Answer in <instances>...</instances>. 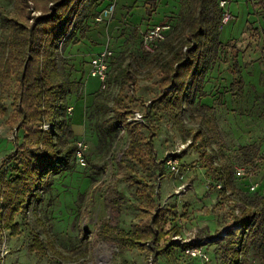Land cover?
<instances>
[{
	"label": "rangeland",
	"instance_id": "1",
	"mask_svg": "<svg viewBox=\"0 0 264 264\" xmlns=\"http://www.w3.org/2000/svg\"><path fill=\"white\" fill-rule=\"evenodd\" d=\"M261 1L226 0L230 20L221 24L218 39L229 47L225 49L226 54L220 53L218 60L207 68L201 91L193 102L196 110L200 105L209 107L205 117L210 123L206 125L186 111L181 116L184 127L193 133L199 132L200 139L192 145L191 138L180 134L170 117L161 112L150 114L156 132L154 160L162 163L163 175L150 167L147 179L155 187L154 200L169 217L166 230L174 226L179 234L171 239L170 250L156 258L141 249L126 251L124 259L128 264H222L215 255L214 242L225 238L228 230L238 229L239 224H232L231 214L241 215L242 203L253 205L262 193L264 118L260 114L264 111V6ZM108 4L115 6L112 16L96 23V12ZM187 5L188 0H105L90 8L89 2L85 4L76 19L79 24L71 42L60 53L67 63L65 71L72 72L73 83L66 99V107L71 110L66 112L64 134L69 144L59 147L63 152L73 143H83L85 165L80 166L75 157L64 159L57 164L60 171L52 169L43 178L41 199L31 204L25 214L16 216L20 235L12 237L8 231H0V239L8 247L3 264L122 263L121 257L115 254V245L98 237V225L106 220L110 227L118 224L122 230L129 231L145 219L142 208L148 207L141 205L135 194L137 185L122 180L125 168L120 160L127 148V133L109 121L111 112L97 111L92 106L98 94L108 96L106 102L110 105L118 85L112 82L108 90H101L99 83L88 76V62L108 42L115 57L111 65L121 59L123 64L131 65L138 79L132 90L134 96L148 105L157 93L158 74L153 66L146 65L153 53L141 44V34L162 23L178 27ZM11 9L12 0H0L3 16H8ZM149 10L150 14L146 12ZM1 31L0 21V34ZM233 55L235 75L243 83L238 99L228 91L234 75V64L230 62ZM58 66L62 70L59 60ZM13 92L11 87L2 96L8 113L13 108ZM134 112L142 115L139 123L148 124L145 106H135ZM7 120L8 115L0 116V162L23 137V131L12 128ZM47 125L49 128L45 130ZM50 129L48 123L41 127L44 132ZM142 131L148 133L146 129ZM248 146L253 149L242 152L241 148ZM168 159L178 168L177 174L166 164ZM223 163L230 165L231 175L230 186L224 194L217 190L218 183L212 176L213 169ZM236 168H242L243 174L235 175ZM115 194L123 197L118 207L112 203ZM31 230L43 241L44 256L28 253ZM188 243H194L207 260L185 256L181 246ZM245 257L248 264H264L261 258L264 249L258 255L249 247Z\"/></svg>",
	"mask_w": 264,
	"mask_h": 264
},
{
	"label": "trees",
	"instance_id": "2",
	"mask_svg": "<svg viewBox=\"0 0 264 264\" xmlns=\"http://www.w3.org/2000/svg\"><path fill=\"white\" fill-rule=\"evenodd\" d=\"M104 1L12 0L10 14L3 16L0 12V116L8 115V124L17 131H23L21 143H16L11 153L0 162V231H8L12 237L20 235L16 216L25 214L31 204L41 199L40 190L45 184L43 178L52 169L60 171L57 164L75 156L74 143L63 152L59 151L60 146L69 144L64 134L67 126L66 99L73 83L72 72L65 71L67 63L60 53L71 42L79 24L76 19L85 4L89 2L90 8ZM219 1L188 0L187 10L180 17L178 27L171 25L166 39L148 57L146 65L153 66L158 74L157 93L148 105L134 96L132 90L138 79L131 65L123 64L121 59L112 66L114 56L110 61L108 85L116 83L117 92L110 105L106 102L108 96L98 94L93 99V108L111 112L109 121L127 133V148L120 160L125 168L122 180L137 185L135 194L141 205L148 207L142 208L146 212L145 219L129 231L122 230L118 224L110 227L106 220L99 223L98 237L114 244L115 254L119 257L134 249L147 251L154 258L164 255L173 244L171 239L179 234V229L174 226L166 230L169 217L154 200L155 187L147 179L150 167L163 175L162 163L157 164L154 160L153 138L156 132L150 114L161 112L170 117L179 133L191 138L192 145L200 139V133L184 127L182 113L186 111L206 125L210 123L205 117L209 107L200 105L196 110L193 102L201 91L207 68L218 60L220 53L226 54L225 49L229 47L218 39L223 15ZM261 5L264 6V0ZM102 9L96 12V16ZM146 12L150 14V10ZM230 59L234 64V55ZM233 68V82L228 91L238 99L242 95L243 83L235 75V64ZM11 87H14L13 108L8 113L2 104V96ZM135 106L146 107L145 122L148 124L128 121L133 117ZM260 116L264 118V111ZM46 123L51 124V129L44 132L41 127ZM251 149L253 146L241 148L245 153ZM212 176L222 185L220 192L224 194L231 182L230 165H218ZM122 198V195L115 194L112 200L115 207L119 206ZM242 205L241 215L231 214L232 224H239L238 229L235 228L234 232L228 230L225 238L214 242L217 245L215 255L222 264H248L245 251L249 247L258 255L264 249V188L253 205ZM245 232L246 237L242 239ZM30 234L28 253L44 256L46 248L43 241L32 230ZM195 246L188 243L181 247L184 251ZM261 258L264 261V257ZM122 264L127 263L122 261Z\"/></svg>",
	"mask_w": 264,
	"mask_h": 264
},
{
	"label": "built area",
	"instance_id": "3",
	"mask_svg": "<svg viewBox=\"0 0 264 264\" xmlns=\"http://www.w3.org/2000/svg\"><path fill=\"white\" fill-rule=\"evenodd\" d=\"M219 8L222 10L223 15L221 19V24L226 23L230 20L229 15L227 14L226 7H227V2L226 0H220L218 2ZM114 4H109L108 6L104 7L98 15L95 17V22L96 23H102L107 21L113 14L114 12ZM171 24L170 23H162L159 25H154L147 30H145L141 34V44L143 47L153 53L154 49L162 43L167 35L171 32ZM113 57V51L111 50L108 42L105 44V46L94 56L91 57L90 62H89V70H88V76L91 79H95L99 85L101 90H105L108 86V73H109V66H110V61ZM70 112L71 109L66 108V112ZM142 115L139 114L138 112L133 113L132 119H128L129 121H134V122H141ZM45 130L48 129V125L44 127ZM15 136L17 134L12 135L11 139L14 140ZM76 150H75V158L76 162L80 166L85 165L84 161V152L86 150V146L79 142L76 143ZM173 155L172 153L170 156ZM170 159L166 161V164L170 166V169L173 173L177 174L178 168L175 167ZM243 169L241 168H236L234 170L235 175L240 176L243 174ZM216 188L218 191H221L222 185L218 183L216 185ZM8 254V247L6 243L3 241V239H0V264L4 263L5 257ZM183 254L185 256L191 257V258H202L204 260H207L206 256L200 252L198 248H187L183 251Z\"/></svg>",
	"mask_w": 264,
	"mask_h": 264
},
{
	"label": "crops",
	"instance_id": "4",
	"mask_svg": "<svg viewBox=\"0 0 264 264\" xmlns=\"http://www.w3.org/2000/svg\"><path fill=\"white\" fill-rule=\"evenodd\" d=\"M101 49H102V48H101ZM101 49H100V50H101ZM100 50H99V51H100ZM88 70H89V69H88ZM93 80L96 81L95 79H93ZM172 241H173V240H172ZM124 254H125V253H124ZM124 254H123V256L121 257L122 261H126V260L124 259ZM126 263H127V261H126ZM121 264H122V263H121ZM127 264H128V263H127Z\"/></svg>",
	"mask_w": 264,
	"mask_h": 264
}]
</instances>
